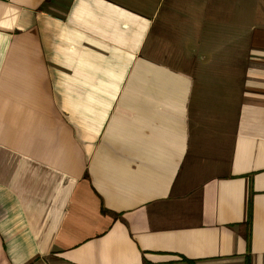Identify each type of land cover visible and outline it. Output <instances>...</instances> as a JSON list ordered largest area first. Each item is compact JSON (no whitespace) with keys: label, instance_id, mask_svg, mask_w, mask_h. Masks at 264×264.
<instances>
[{"label":"crops","instance_id":"1","mask_svg":"<svg viewBox=\"0 0 264 264\" xmlns=\"http://www.w3.org/2000/svg\"><path fill=\"white\" fill-rule=\"evenodd\" d=\"M256 2L232 0L219 47L202 0H0V264H264ZM213 69L240 74L231 145L188 185L192 73Z\"/></svg>","mask_w":264,"mask_h":264},{"label":"rangeland","instance_id":"2","mask_svg":"<svg viewBox=\"0 0 264 264\" xmlns=\"http://www.w3.org/2000/svg\"><path fill=\"white\" fill-rule=\"evenodd\" d=\"M188 5L201 0H181ZM236 2L238 0H235ZM257 0H251L252 6ZM204 6L199 10V17L204 22L201 26L200 39L205 45H214L223 47L235 35L234 25H231L233 15L232 0H202ZM219 2H222V8H219ZM217 8H219L217 10ZM257 11L252 7L253 12ZM225 11V12H224ZM222 12V13H220ZM197 15H189L185 17L188 21ZM179 33L178 38L181 40L190 39L194 36L191 27ZM192 40V39H190ZM210 42V43H208ZM205 48V47H204ZM215 70V69H213ZM193 75V85L201 88V105L197 109L196 105H190V129H189V149L187 161L182 168L184 181L189 184L195 182L196 177L205 170L210 168L209 163H223L228 156L231 145L232 133L234 130L235 111L233 109L236 102L238 81L240 82V74H235V79L227 83L222 81L224 74L217 70L211 72ZM199 83V84H198ZM226 87L220 89L221 85ZM228 91V92H227ZM195 95V94H194Z\"/></svg>","mask_w":264,"mask_h":264},{"label":"trees","instance_id":"3","mask_svg":"<svg viewBox=\"0 0 264 264\" xmlns=\"http://www.w3.org/2000/svg\"><path fill=\"white\" fill-rule=\"evenodd\" d=\"M250 222H251V208H250V204L248 202L246 224L249 226L250 225Z\"/></svg>","mask_w":264,"mask_h":264}]
</instances>
